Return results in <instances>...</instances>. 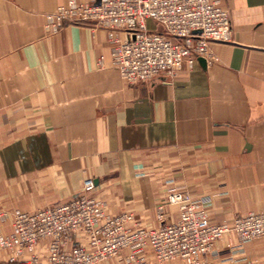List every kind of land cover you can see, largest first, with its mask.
Wrapping results in <instances>:
<instances>
[{
	"label": "crops",
	"instance_id": "1",
	"mask_svg": "<svg viewBox=\"0 0 264 264\" xmlns=\"http://www.w3.org/2000/svg\"><path fill=\"white\" fill-rule=\"evenodd\" d=\"M221 1L233 40L211 42L215 60L131 85L105 28L47 30V14L67 0H0V211L68 202L90 178L109 213L148 228L160 226V210L179 219L174 191L216 224L264 211V0ZM129 253L97 264H126ZM9 258L0 247V264ZM200 264H264V236L226 233Z\"/></svg>",
	"mask_w": 264,
	"mask_h": 264
},
{
	"label": "built area",
	"instance_id": "2",
	"mask_svg": "<svg viewBox=\"0 0 264 264\" xmlns=\"http://www.w3.org/2000/svg\"><path fill=\"white\" fill-rule=\"evenodd\" d=\"M149 20L159 29L149 28ZM71 23L108 30L113 65L131 85L173 78L200 57L213 61L211 42L233 40L230 10L221 0H67L47 14L48 31ZM121 32L127 36L122 38ZM94 189L90 178L68 202L35 211L1 210L0 247L10 252L9 262L42 264L44 256L47 264H97L129 249L122 257L126 264H152L144 256L148 250L160 264L175 258L200 264L226 233L242 241L264 236V211L216 224L200 203L174 191L168 202L179 206V219L167 222L160 210V226L148 228L132 213H109ZM10 217L13 229L6 234L3 225ZM42 243L47 246L44 255Z\"/></svg>",
	"mask_w": 264,
	"mask_h": 264
},
{
	"label": "water",
	"instance_id": "3",
	"mask_svg": "<svg viewBox=\"0 0 264 264\" xmlns=\"http://www.w3.org/2000/svg\"><path fill=\"white\" fill-rule=\"evenodd\" d=\"M199 60H200L203 64H206V63H207L206 59L203 58V57H200Z\"/></svg>",
	"mask_w": 264,
	"mask_h": 264
},
{
	"label": "rangeland",
	"instance_id": "4",
	"mask_svg": "<svg viewBox=\"0 0 264 264\" xmlns=\"http://www.w3.org/2000/svg\"><path fill=\"white\" fill-rule=\"evenodd\" d=\"M159 29V28H158ZM251 213V212H250ZM249 214V213H248ZM247 215V214H246ZM243 216H245V215H243ZM240 217V216H239ZM2 264H11V262H9V260H8V262H6V263H2ZM19 264H21V263H19Z\"/></svg>",
	"mask_w": 264,
	"mask_h": 264
},
{
	"label": "trees",
	"instance_id": "5",
	"mask_svg": "<svg viewBox=\"0 0 264 264\" xmlns=\"http://www.w3.org/2000/svg\"><path fill=\"white\" fill-rule=\"evenodd\" d=\"M11 264H19V263H11Z\"/></svg>",
	"mask_w": 264,
	"mask_h": 264
}]
</instances>
